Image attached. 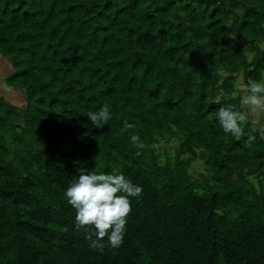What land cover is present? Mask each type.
Masks as SVG:
<instances>
[{
	"label": "trees",
	"instance_id": "16d2710c",
	"mask_svg": "<svg viewBox=\"0 0 264 264\" xmlns=\"http://www.w3.org/2000/svg\"><path fill=\"white\" fill-rule=\"evenodd\" d=\"M0 54V264H264V130L240 104L264 79V0H0ZM82 171L142 187L117 249L75 228Z\"/></svg>",
	"mask_w": 264,
	"mask_h": 264
},
{
	"label": "clouds",
	"instance_id": "9594fccd",
	"mask_svg": "<svg viewBox=\"0 0 264 264\" xmlns=\"http://www.w3.org/2000/svg\"><path fill=\"white\" fill-rule=\"evenodd\" d=\"M242 108L264 113V83L251 82L240 96ZM220 127L225 133L239 139L243 135L246 117L243 112L235 110L231 105L220 107L216 113ZM94 128H102L112 118L108 105L96 112H89ZM134 125L125 121L122 131ZM255 137L249 136L246 143L251 146ZM137 148H143L138 135L131 136ZM139 155V153H137ZM142 187L134 185L122 173H97L82 171L76 181L70 184L65 192L67 202L75 209V228L83 230L90 241V247L103 251L107 238V246L119 248L123 243L127 219L132 211L129 197L142 195ZM96 238L93 239L92 237Z\"/></svg>",
	"mask_w": 264,
	"mask_h": 264
},
{
	"label": "rangeland",
	"instance_id": "374dc122",
	"mask_svg": "<svg viewBox=\"0 0 264 264\" xmlns=\"http://www.w3.org/2000/svg\"><path fill=\"white\" fill-rule=\"evenodd\" d=\"M11 70H12V67H11L10 62L7 60V58H4L0 54V84L1 85H2V83L4 81V79L8 76V74L10 73ZM240 81H241V78H240ZM260 82L264 83V79L262 81H260ZM239 86L241 87L242 85H239ZM0 91L2 92V89H0ZM15 91L17 92V95H15L14 92H13V94L11 92H7L5 94L6 95L9 94L10 99H13L12 101L14 103H17V104L20 103L21 105H24V103H25L24 96L22 95V93L19 90L15 89ZM21 95H22V97H21ZM245 109H247V108H245ZM247 111L249 112L248 109H247ZM244 115L246 116V114H244ZM254 124H256V123H254ZM259 128H261V127H259ZM195 166L198 169H200V170L203 168L202 163L200 161H198V160H195Z\"/></svg>",
	"mask_w": 264,
	"mask_h": 264
},
{
	"label": "water",
	"instance_id": "95a60500",
	"mask_svg": "<svg viewBox=\"0 0 264 264\" xmlns=\"http://www.w3.org/2000/svg\"><path fill=\"white\" fill-rule=\"evenodd\" d=\"M249 114L251 115V119L253 123H259L260 118L264 116V113H258V112L251 111V110H249Z\"/></svg>",
	"mask_w": 264,
	"mask_h": 264
},
{
	"label": "crops",
	"instance_id": "0c3cea01",
	"mask_svg": "<svg viewBox=\"0 0 264 264\" xmlns=\"http://www.w3.org/2000/svg\"><path fill=\"white\" fill-rule=\"evenodd\" d=\"M0 86L1 87H3L1 84H0ZM0 87V89H3V88H1ZM12 94H13V92L15 93V95H17V92L16 91H10ZM15 98V97H14ZM11 100H13V99H11ZM262 115V114H261ZM256 124H258L259 125V127H261L263 130H264V116H262L261 118H260V120H259V123H256Z\"/></svg>",
	"mask_w": 264,
	"mask_h": 264
}]
</instances>
